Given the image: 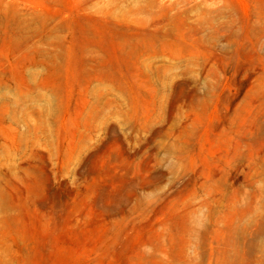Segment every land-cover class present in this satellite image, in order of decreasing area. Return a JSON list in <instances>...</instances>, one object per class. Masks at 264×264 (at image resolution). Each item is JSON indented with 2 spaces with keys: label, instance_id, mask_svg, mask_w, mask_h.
Segmentation results:
<instances>
[{
  "label": "rangeland",
  "instance_id": "rangeland-1",
  "mask_svg": "<svg viewBox=\"0 0 264 264\" xmlns=\"http://www.w3.org/2000/svg\"><path fill=\"white\" fill-rule=\"evenodd\" d=\"M0 264H264V0H0Z\"/></svg>",
  "mask_w": 264,
  "mask_h": 264
}]
</instances>
